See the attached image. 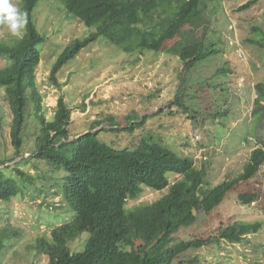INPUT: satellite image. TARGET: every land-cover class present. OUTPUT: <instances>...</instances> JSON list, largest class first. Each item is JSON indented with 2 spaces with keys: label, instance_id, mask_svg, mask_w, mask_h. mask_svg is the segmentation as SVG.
<instances>
[{
  "label": "trees",
  "instance_id": "trees-1",
  "mask_svg": "<svg viewBox=\"0 0 264 264\" xmlns=\"http://www.w3.org/2000/svg\"><path fill=\"white\" fill-rule=\"evenodd\" d=\"M61 1L70 13L87 26L95 25L96 30L82 39L76 38L62 50L50 73L53 84L61 87L58 72L102 36L128 53L154 51L177 56L183 63L179 70L180 84L174 98L163 109H168L171 115L179 112H190V116L196 118L200 115L195 102L201 101L197 92L204 84H194L191 79L195 72L201 73L204 79L199 63L220 51L213 47L216 42L206 44L210 22L204 14L207 0ZM260 1L248 0L237 10L248 9ZM23 2L27 19L23 31L13 42L0 41V58L6 59V64L0 68V86L5 88L13 115L10 144L15 148L14 154L6 157L2 156L0 145V200L7 203L24 189L36 187L37 177L20 165L39 160L46 162L52 171L64 172L60 182L52 179L54 175H46L52 179L51 184L59 187L57 195L62 196L74 213L69 221L56 226L50 233L39 235L30 244L38 257L45 256L47 264H174L176 261L197 264L198 257L185 259L184 256L221 240L241 242L262 227L261 220L221 223L216 232L207 236L195 235L174 243L175 234L194 225L202 213H211L232 189L237 188L236 197L242 204L251 205L260 199L261 189L239 190V187L251 183L264 166V133H257V146L240 173L205 189L206 169L197 167L194 157L192 160L178 158L154 143V127L148 121L163 109L145 114L125 126H118L117 119L109 115L92 123L87 132L71 138L68 126L73 109L63 95L58 98L53 118L46 116L37 80L41 63L39 46L45 37L33 17L39 0ZM3 24L0 22V33ZM205 25L206 29L201 32ZM187 30L200 36L185 41L182 35ZM217 70L231 71L229 67ZM204 82L220 95L225 90L223 82ZM255 87L257 98L253 113L264 115V83ZM153 95L151 93L150 97ZM226 98L227 95L219 98L223 103L209 114L212 119L230 116L231 100ZM31 110L40 133L36 148L24 157V132ZM104 122L108 126H102ZM4 123L0 109V136ZM99 126L101 129L95 130ZM109 130L122 131L123 138L128 137V141L123 146L116 140L108 142L101 135ZM185 138L187 142L188 137ZM10 161L15 162L11 165ZM9 170L14 174H8ZM170 173L181 175V178L171 183ZM144 187L167 192L154 202L128 208V201L139 199ZM20 232L21 229L10 224L0 228V254L6 242ZM84 232L89 234L84 248L73 251L71 244Z\"/></svg>",
  "mask_w": 264,
  "mask_h": 264
},
{
  "label": "rangeland",
  "instance_id": "rangeland-1",
  "mask_svg": "<svg viewBox=\"0 0 264 264\" xmlns=\"http://www.w3.org/2000/svg\"><path fill=\"white\" fill-rule=\"evenodd\" d=\"M246 1L207 0V12L204 14L210 22L200 31L207 27L206 44L214 41L213 47L220 51L199 63L201 67L198 68L204 70V79L199 72H195L191 79L194 84H204L197 92L203 104L195 102L201 111L196 118L190 116V112L171 115L168 109H163L174 98L180 84L179 70H182L183 63L177 56L154 51L128 53L102 36L58 72L61 87L53 84L50 73L62 50L76 38L82 39L94 32L96 26L85 25L67 10L61 0H39L33 17L45 41L39 46L41 63L37 69V80L47 118H53L58 98L63 95L73 109L68 126L72 138L87 132L92 123L109 115L117 119L118 126H125L145 114L163 109L148 121L154 127V143H159L178 158L192 160L194 157L197 167H205L204 189L237 175L257 146V133H264V115L253 113L257 98L255 86L264 83V46L260 44L264 43V0L238 11L237 8ZM10 3L25 12L23 0H10ZM22 31L23 28L13 35L4 23L0 41L13 42ZM199 36L189 30L182 35L185 41H193ZM5 64L6 59L0 58V68ZM218 67H229L231 71L219 72ZM204 80L212 84L223 82L224 92L222 90L221 95L214 92ZM193 92L196 94V90ZM151 93L154 94L152 97ZM225 95L227 100H231L230 116L212 119L209 114L223 103L219 98ZM0 109L5 122L0 136L1 153L11 157L15 152L10 144L13 115L3 86H0ZM102 126L106 127L108 123L104 122ZM24 133L23 152L24 157H28L36 148L40 133L32 110ZM121 133L109 130L103 131L101 136L108 142L116 140L123 146L128 137L123 138ZM185 136L188 137L187 142ZM15 161L9 163L13 165ZM20 167L37 177V185L24 189L7 203L0 200V228L10 224L22 230L6 242L0 254V264H47V258L38 257L30 244L39 235L50 233L74 215L62 196L57 195L59 187L50 182L55 178L60 182L64 172L52 171L46 162L39 160H31ZM10 173L14 174V171L9 170ZM47 173L54 175L51 180ZM169 177L173 183L181 175L170 173ZM255 188L262 190L258 201L251 205L240 203L236 197L238 190L234 188L211 213H202L194 225L175 234L173 242L195 235L207 236L216 232L221 223L234 221L261 220L262 227L256 233L249 234L241 242L221 240L203 246L188 252L184 258L198 257L197 264H264V166L251 183H244L239 190ZM166 192L144 187L139 199H130L127 207L154 202ZM88 236L84 232L71 244L72 250H82ZM174 264L179 263L176 261Z\"/></svg>",
  "mask_w": 264,
  "mask_h": 264
},
{
  "label": "clouds",
  "instance_id": "clouds-1",
  "mask_svg": "<svg viewBox=\"0 0 264 264\" xmlns=\"http://www.w3.org/2000/svg\"><path fill=\"white\" fill-rule=\"evenodd\" d=\"M0 22L6 23L12 34L17 35L27 23L26 13L9 3V0H0Z\"/></svg>",
  "mask_w": 264,
  "mask_h": 264
},
{
  "label": "water",
  "instance_id": "water-1",
  "mask_svg": "<svg viewBox=\"0 0 264 264\" xmlns=\"http://www.w3.org/2000/svg\"><path fill=\"white\" fill-rule=\"evenodd\" d=\"M193 212L196 213V209H193Z\"/></svg>",
  "mask_w": 264,
  "mask_h": 264
}]
</instances>
